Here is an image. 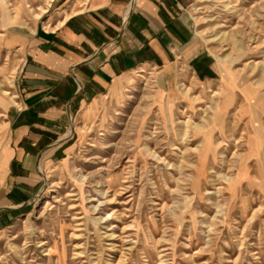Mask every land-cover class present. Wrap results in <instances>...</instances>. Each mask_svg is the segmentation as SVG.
<instances>
[{"label": "rangeland", "instance_id": "obj_1", "mask_svg": "<svg viewBox=\"0 0 264 264\" xmlns=\"http://www.w3.org/2000/svg\"><path fill=\"white\" fill-rule=\"evenodd\" d=\"M4 1L20 23L0 26V157L16 38L57 11ZM189 12L203 57L125 75L73 121L69 154L39 161L38 189L0 231V264H264V0Z\"/></svg>", "mask_w": 264, "mask_h": 264}, {"label": "crops", "instance_id": "obj_2", "mask_svg": "<svg viewBox=\"0 0 264 264\" xmlns=\"http://www.w3.org/2000/svg\"><path fill=\"white\" fill-rule=\"evenodd\" d=\"M191 1L50 0L57 6L50 24L16 38L24 57L19 107L10 109L0 157V231L38 189L39 161L69 154L73 121L91 115L118 79L143 67L169 72L176 62L203 57Z\"/></svg>", "mask_w": 264, "mask_h": 264}, {"label": "bare ground", "instance_id": "obj_3", "mask_svg": "<svg viewBox=\"0 0 264 264\" xmlns=\"http://www.w3.org/2000/svg\"><path fill=\"white\" fill-rule=\"evenodd\" d=\"M19 23H20L19 14L18 13L16 15L12 14L6 2L4 0H0V26H2L3 28H6L8 26L19 24ZM0 35H1V32H0ZM231 90L232 89L230 86V92ZM5 93L10 94L9 92H5ZM218 94H220V92L216 93V95ZM221 105L225 106V100L221 103ZM221 114L222 112H220L218 115H221Z\"/></svg>", "mask_w": 264, "mask_h": 264}]
</instances>
